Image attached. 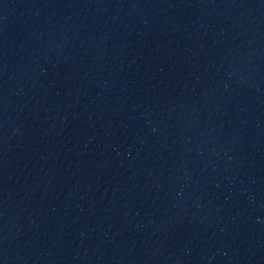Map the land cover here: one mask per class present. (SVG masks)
<instances>
[{
    "label": "water",
    "instance_id": "obj_1",
    "mask_svg": "<svg viewBox=\"0 0 264 264\" xmlns=\"http://www.w3.org/2000/svg\"><path fill=\"white\" fill-rule=\"evenodd\" d=\"M0 264H264V0H0Z\"/></svg>",
    "mask_w": 264,
    "mask_h": 264
}]
</instances>
